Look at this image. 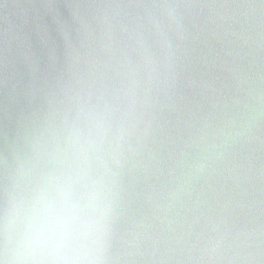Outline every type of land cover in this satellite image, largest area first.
Listing matches in <instances>:
<instances>
[{
  "label": "clouds",
  "instance_id": "9594fccd",
  "mask_svg": "<svg viewBox=\"0 0 264 264\" xmlns=\"http://www.w3.org/2000/svg\"><path fill=\"white\" fill-rule=\"evenodd\" d=\"M0 264H264V0H0Z\"/></svg>",
  "mask_w": 264,
  "mask_h": 264
}]
</instances>
